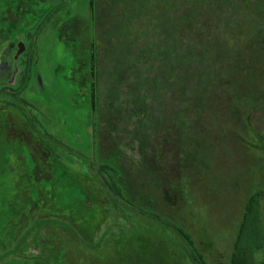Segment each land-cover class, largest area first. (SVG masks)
<instances>
[{
    "label": "rangeland",
    "instance_id": "rangeland-1",
    "mask_svg": "<svg viewBox=\"0 0 264 264\" xmlns=\"http://www.w3.org/2000/svg\"><path fill=\"white\" fill-rule=\"evenodd\" d=\"M47 1L38 34L43 13L0 36V264H198L176 227L207 264H232L252 198L262 263L264 0H219L187 19L183 61L155 55L150 24L117 39L99 25L95 111L79 41L88 0ZM163 7L147 13L155 32L169 27ZM95 8L102 21V0ZM27 66L25 105L11 93ZM105 165L129 202L121 209Z\"/></svg>",
    "mask_w": 264,
    "mask_h": 264
},
{
    "label": "trees",
    "instance_id": "trees-1",
    "mask_svg": "<svg viewBox=\"0 0 264 264\" xmlns=\"http://www.w3.org/2000/svg\"><path fill=\"white\" fill-rule=\"evenodd\" d=\"M1 1V0H0ZM3 3L0 5V36L9 33L12 34L17 28L18 23L25 20L30 25L37 24V20H40L41 13H43L41 23L37 25L35 33H39L40 25L42 26L45 21L51 18L50 10L54 5H50L47 0H2ZM96 0H88V16L83 20L80 28L81 36L80 46L85 48L87 52V80L89 83L88 87V100L92 111H95V100H96V85H97V58H96V40H97V28L102 24V34L114 32L113 36L117 39L116 34L126 36L125 31L127 28L132 29L135 24L142 22V27H146L150 24L151 34H155L157 43L155 44V55H158L162 59H169V61H183L184 49H179L180 38L182 37L185 28L186 20L192 21L198 14L204 11L214 10V6L217 2L216 9L222 4L219 0H102V21L98 18V13L95 8ZM162 3L163 9L166 13L167 20L166 24L169 25L168 30L161 32V29L155 32V27L161 24L158 21L155 25L152 23L151 16L147 13L151 10V7L155 4ZM49 4V5H48ZM58 4H55L57 6ZM225 7V4H224ZM223 7V8H224ZM133 16V17H132ZM15 23V25H13ZM8 25L5 26V25ZM109 24V25H107ZM114 26H111V25ZM13 25V27H12ZM12 27V29H10ZM125 29V30H124ZM154 31V32H153ZM5 36V35H4ZM31 36V35H29ZM107 37L108 36H104ZM121 38V37H120ZM110 49L114 47L117 49L118 43H114L111 39ZM107 42V43H108ZM33 43V42H32ZM17 50H26V42L23 39L17 40ZM70 54V52L67 51ZM175 54H179L176 56ZM12 59V58H11ZM152 59V58H151ZM29 62V61H28ZM28 64V63H27ZM30 71L27 66L26 71L22 74V79L19 87L16 89V93L11 95L18 97L22 89L27 85ZM83 75V74H82ZM178 79L176 80V82ZM20 98V97H18ZM21 101L25 105L28 102L22 98ZM9 104L10 101L8 102ZM99 175L102 179L103 188L106 190L107 195L111 204L115 209H121L123 202L129 204L127 198L124 196V192L121 186L115 182L114 174L116 171L109 166H100ZM246 210L243 214L239 230L236 235L234 242V253L231 258L232 264H255V253L261 249L262 245V232L258 222L259 204L255 198H252L246 205ZM176 232L179 237L186 243L189 250L191 251V257L198 264H207L201 257L194 246V242L190 236L181 228L176 227ZM264 261L260 264H263Z\"/></svg>",
    "mask_w": 264,
    "mask_h": 264
},
{
    "label": "crops",
    "instance_id": "crops-1",
    "mask_svg": "<svg viewBox=\"0 0 264 264\" xmlns=\"http://www.w3.org/2000/svg\"><path fill=\"white\" fill-rule=\"evenodd\" d=\"M6 208H7V210L9 211V209H10V207H9V204L7 203L6 204ZM9 208V209H8ZM260 211H261V205H260ZM10 213V212H9ZM11 216V214L8 216V217H10ZM262 226V225H261ZM262 240H263V226H262Z\"/></svg>",
    "mask_w": 264,
    "mask_h": 264
},
{
    "label": "flooded vegetation",
    "instance_id": "flooded-vegetation-1",
    "mask_svg": "<svg viewBox=\"0 0 264 264\" xmlns=\"http://www.w3.org/2000/svg\"><path fill=\"white\" fill-rule=\"evenodd\" d=\"M8 218H9V217H8ZM11 222H12V220L10 221V219H9V222L7 223V225H10ZM36 251H38V250H36ZM41 260H42V258H41ZM33 264H38V263H33ZM39 264H41V263H39Z\"/></svg>",
    "mask_w": 264,
    "mask_h": 264
}]
</instances>
